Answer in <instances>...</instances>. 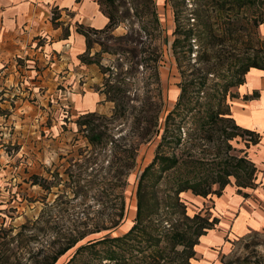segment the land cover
<instances>
[{"label": "rangeland", "instance_id": "1", "mask_svg": "<svg viewBox=\"0 0 264 264\" xmlns=\"http://www.w3.org/2000/svg\"><path fill=\"white\" fill-rule=\"evenodd\" d=\"M96 2L113 25L86 28L80 61L95 71L81 89L60 54L0 70V264H183L172 235L194 238L197 222L187 217L197 214L219 223L194 259L264 264V163H254L253 188L237 186L245 174L237 160L253 163L250 137L230 120L238 87L220 101L245 67L262 62L264 0ZM95 94L103 101L94 111ZM209 104L225 119L205 125ZM156 155L179 160L165 171L157 162L144 180L153 211L141 227L159 241L140 229L128 243L78 251L135 225L140 178ZM197 182L222 195L189 190L176 205L178 186ZM110 252L117 260H105Z\"/></svg>", "mask_w": 264, "mask_h": 264}, {"label": "crops", "instance_id": "2", "mask_svg": "<svg viewBox=\"0 0 264 264\" xmlns=\"http://www.w3.org/2000/svg\"><path fill=\"white\" fill-rule=\"evenodd\" d=\"M108 23V16L96 0H0V70L12 71L16 60L28 61L40 67L46 58L51 56V59L57 60V54H60L63 61L60 66H68L72 71L68 73L69 77H79V87L81 78L94 74L95 70L80 61L86 52L87 40L77 29L82 26L102 30ZM79 93L76 92L77 95ZM95 95L97 102L94 111L103 101V95ZM230 111L236 125L260 135L259 143L251 147V156L253 163H264V70L250 69L244 83L237 88L236 96L230 101ZM261 181L264 182V179ZM136 213L137 206L135 216ZM201 241L195 251L202 256V252H205L198 249ZM193 261L204 264L211 258L203 262L202 259Z\"/></svg>", "mask_w": 264, "mask_h": 264}, {"label": "trees", "instance_id": "3", "mask_svg": "<svg viewBox=\"0 0 264 264\" xmlns=\"http://www.w3.org/2000/svg\"><path fill=\"white\" fill-rule=\"evenodd\" d=\"M55 17H56V14L54 13V15H53L54 21L56 19ZM108 18H109L110 22L105 28H111L113 25V18L111 16H109ZM261 23H263V22H261ZM77 31L87 38L88 46H89L91 44L90 43V36H89V33H90L89 29H86L82 26H79ZM93 31H97V30L94 29ZM250 69H262V70H264V56L262 58V62L255 61L251 65L245 67L241 71V73L237 76L235 81H231L229 84H227L225 86V88L222 90V95L220 96V101L227 102L230 87H239L240 85H242L245 81V76L250 71ZM243 76H244V78H242ZM184 94H185V90L183 89L181 95L183 96ZM235 96L236 95L234 94V97ZM112 101H115V100L112 99ZM206 109H207V114L205 116L206 121H204L205 125L217 122L219 119L224 120L225 119L224 117L227 115V113L215 111L212 108L211 104H209L208 108H206ZM230 117H231L230 120H232L235 123L231 114H230ZM235 128L239 131H242L243 133H245L246 135H248L250 137V140L248 142L250 144H248V147H249V145H257L259 143L260 135L258 133L247 130V129H243L240 126L236 125V123H235ZM231 136H233L232 138H236L238 136L242 137V135H240L239 133L238 134H232ZM101 137H102L101 134H96L94 136V138L91 140L93 141V143H96L99 140H101ZM157 162L160 163L161 168L165 171V170H169V169L177 166L179 163V160L177 157L171 158L169 156L156 155L153 162L145 168V170L143 171V173L141 175L139 187H138V192H137L138 202H137V213H136L135 225L123 236H119V237H111V236L108 237V236H106L101 240H91V241H88L87 244L80 246L78 248V251L83 250L87 247L95 248L97 245L103 244V243H114V242L128 243L129 241L135 240L136 238H138V235L140 233V229H143V233H145V236H146L145 241L146 242H148V241L151 242L152 240L159 241L158 239H154L153 236H151L152 234L145 232L144 231L145 227L144 228L141 227V224H143L144 220L151 218V212L153 211V208L149 206V200L147 198V193L143 189L144 188V180L147 177V175L149 174V172L154 169ZM237 163H238L237 164L238 168L245 171L244 176L240 177L238 175L236 177L237 178V186L240 189L253 188V186L255 185L254 181L257 180V176H256L257 167H256V165L250 161H247L246 158L238 159ZM227 175L230 176V174H227ZM228 184H229V182L226 180H223L222 182H220V190H223ZM189 190H191L196 196H201L204 198H207L208 196H210L212 194L217 195L218 198H220V196L222 195V191L214 192L211 190V186L202 187L200 182H197L195 184L184 183V184H180L178 186V189L174 193L176 205L180 204L179 194L183 192L182 193V195H183L186 191H189ZM183 214L184 215L186 214V209H184ZM187 219H190L191 221L197 222V226L195 227V230L193 232L194 238L188 237L186 232H177V233H174L172 235V238H173L172 240L174 242L173 246L176 247L177 245H179V246L184 247V249L182 250V252L180 254L182 259H183V264H191V262H193V259H194L195 254H196L195 247L200 243L201 238L203 236H206L208 231L212 230L215 227V225H217L219 223V219L211 218L210 216L202 215V214H197L193 218L187 217ZM145 229L147 230V228H145ZM65 252H66V250L64 252H62L61 254L63 255V254H65ZM105 260H107L109 262H113V261L117 260V258L114 256V253L110 252L107 255V258Z\"/></svg>", "mask_w": 264, "mask_h": 264}, {"label": "bare ground", "instance_id": "4", "mask_svg": "<svg viewBox=\"0 0 264 264\" xmlns=\"http://www.w3.org/2000/svg\"><path fill=\"white\" fill-rule=\"evenodd\" d=\"M201 240H203V238Z\"/></svg>", "mask_w": 264, "mask_h": 264}]
</instances>
